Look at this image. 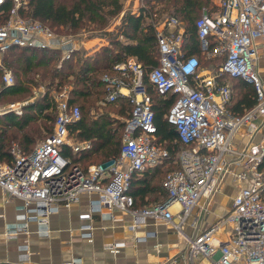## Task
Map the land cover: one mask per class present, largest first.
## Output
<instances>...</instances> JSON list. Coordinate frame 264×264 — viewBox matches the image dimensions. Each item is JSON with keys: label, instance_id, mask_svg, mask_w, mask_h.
Masks as SVG:
<instances>
[{"label": "built area", "instance_id": "built-area-1", "mask_svg": "<svg viewBox=\"0 0 264 264\" xmlns=\"http://www.w3.org/2000/svg\"><path fill=\"white\" fill-rule=\"evenodd\" d=\"M7 1L11 6L0 24V54L18 45L59 49L61 59H67L79 49L75 38L56 33L39 20L24 18L19 8L26 0H0V6ZM144 8L143 0H134L131 13L138 15ZM124 12L122 9L120 16ZM153 25L158 64L147 69L130 55L101 76L105 94L95 109L119 98H126L131 105L118 154L85 168L71 163L63 148L79 153L89 149L91 142L78 140L70 132V125L83 119L79 105L70 101L71 87L51 91L56 109L52 132L27 153L13 143L12 162L0 161V187L22 200L24 208L4 234L11 238L27 231L31 219L37 220L39 234H47L48 214L77 201L85 192L94 198L79 218H91L106 208L107 217L114 219L112 210L117 209L130 215L126 228L132 231L150 218L171 223L184 237L193 259L202 256L210 264H264V169L259 168L264 158V0H218L213 10L196 18L200 52L209 62L219 59L215 66L202 67L196 54L183 52L185 28L175 16ZM0 65L4 85H11V69L1 58ZM223 76L240 77L254 87L255 102L243 113L228 110L232 84ZM148 85L160 94H176L165 117L186 146L179 151V167L168 171L162 180L166 198L151 206L134 207L129 193L132 174L168 157L154 141L156 125ZM45 93V85L39 83L30 97L0 106V115H20L24 105ZM226 176L238 185L229 208L194 235L184 233L182 227L189 215L208 210L209 201L202 204L201 197L219 191ZM173 204L179 209L173 211ZM191 225L197 227L196 219ZM93 229L91 222L81 224V237L91 240ZM152 234L148 230L143 236ZM122 244H109L108 250ZM75 263L73 259L60 264Z\"/></svg>", "mask_w": 264, "mask_h": 264}, {"label": "trees", "instance_id": "trees-1", "mask_svg": "<svg viewBox=\"0 0 264 264\" xmlns=\"http://www.w3.org/2000/svg\"><path fill=\"white\" fill-rule=\"evenodd\" d=\"M143 1L145 8L140 14L124 12L120 31L124 39L110 38L107 45L98 48L92 54L75 49L69 58L61 59L59 49L18 45H11L0 54L1 63L11 69L14 77L11 85H4L0 65V103L4 99L30 97L32 88L39 83L46 87L44 95L23 106L22 114L6 112L0 115V161L12 162L10 153L12 141L17 140L20 148L27 153L33 148L35 134H41L40 127L45 134L52 132L56 109L50 92L60 90L65 85L71 87L70 101L79 105L83 115L81 121L70 125V132L78 140L90 141L91 147L79 153H72L70 148L64 147L63 154L71 163L80 164L82 168L90 163L106 162L115 157L119 152L124 121L114 118L109 110L114 109L115 114L123 118L128 115L127 111L131 109V105L126 98H119L105 105V112L91 117L90 111L97 107V102L105 94L101 76L115 63L123 61L130 55L135 56L147 69L158 64L153 22L160 19L163 14L166 19L175 16L184 26L183 52L196 54L202 66V59L205 56L200 52L195 27V20L201 14L192 18V14L200 8V0ZM155 4L159 6L155 8ZM10 6L11 1L0 6L3 10L0 14V24L6 19ZM121 9V0H26L19 8V13L24 18L41 21L56 33L66 34L91 26V29H99L107 23L109 17L118 14ZM210 61H213L215 66L219 59ZM222 78L234 81L240 87L235 91L231 82L232 98L227 104L229 111L241 114L254 104L255 90L252 84L240 77ZM148 86L156 125L154 141L168 152V157L162 163L151 166L141 173L132 174L129 193L133 196L134 207H145L166 198L167 192L162 186V180L168 171L179 167L178 154L186 146L178 137L175 126L165 117L176 94L172 92L160 94ZM39 117L41 123H37ZM259 168L264 169V158ZM158 176H161L160 180Z\"/></svg>", "mask_w": 264, "mask_h": 264}, {"label": "crops", "instance_id": "crops-1", "mask_svg": "<svg viewBox=\"0 0 264 264\" xmlns=\"http://www.w3.org/2000/svg\"><path fill=\"white\" fill-rule=\"evenodd\" d=\"M213 2L216 4L218 0ZM112 115L123 121L127 117ZM236 189L238 185L229 176L224 177L219 191L201 197L200 203L209 201L208 210H200L197 216L189 215L182 227L184 233L194 235L222 215L229 208ZM90 198H94V194L81 193L77 201L68 206L60 205L57 211L49 213L47 234H39L37 220L31 219L27 231L21 230L16 237L6 238L7 227L14 226L24 208L22 200L0 187V264H60L73 259L75 264H210L202 256L194 259L189 256L186 241L171 223L150 218L147 224L132 231L126 228L131 218L128 213L114 209L112 219L107 217L106 208L100 213L94 212L91 218H79V213L87 211ZM171 209L176 211L179 205L173 204ZM195 219L197 227H192ZM173 220H177L176 216ZM85 222L93 224L91 240L81 237L80 225ZM148 230L153 234L143 236ZM176 233L179 240L175 239ZM141 236L144 239H140ZM117 241L123 244L108 250V245Z\"/></svg>", "mask_w": 264, "mask_h": 264}, {"label": "rangeland", "instance_id": "rangeland-1", "mask_svg": "<svg viewBox=\"0 0 264 264\" xmlns=\"http://www.w3.org/2000/svg\"><path fill=\"white\" fill-rule=\"evenodd\" d=\"M121 1H122V9H125V12H132L133 7H134V0H121ZM158 6H159L158 4L154 5L155 8H157ZM214 6H215V4H214L213 0H200V8H199V10H196L192 14V18L198 16L199 14H202L203 11L213 10ZM154 17H156V16H154ZM165 19H166V16H165V14H163V15H161L160 19H158L157 21H154L153 23H158L159 25H161L162 21ZM121 24H122V16H120V12H119L118 14H115V15L109 17L107 23L102 25V27L99 29H91V27H92L91 26L90 28H87L85 30H77L76 32H70V33H66V34L61 33V35L71 36V37L75 38L77 41L78 47L81 51H83L86 54H92L98 48H100L104 45H107L109 43L110 38L118 37V38L124 39V36L120 34V31L122 30ZM204 59H202V67L203 66L210 67L214 63L213 61L209 62L206 59L205 60ZM231 82L233 83V87L235 88V91H238L240 89V87L234 81H231ZM26 98H28V97H24L23 99H26ZM23 99H20V98H15V99H10V100L4 99V100H1L0 106L5 105L11 101L23 100ZM102 112H105L104 107L101 108V110L93 108L90 111L89 115H91V117H96V116H98L99 113H102ZM109 112L115 113V110L110 109ZM82 117H83V115H82ZM40 119L41 118L39 117V120H37V123L42 122V121L40 122ZM43 123H48V122L43 121ZM40 131H41L40 135L35 134L36 137L34 140L35 142L33 144V147L36 143L43 140L46 137V135H48V134H45V132L43 131V129H41V127H40ZM13 143H15L19 148L21 147L18 144L17 140L12 141L11 145ZM158 179L160 180L161 176H158ZM152 204H154V203H150L147 206H151ZM203 226H204V224H202L201 228ZM175 237H176L175 238L176 240H179V235L177 233L175 234ZM183 240H184V237H183ZM185 250H187V246L185 247Z\"/></svg>", "mask_w": 264, "mask_h": 264}]
</instances>
